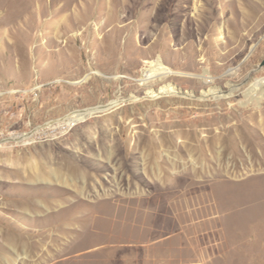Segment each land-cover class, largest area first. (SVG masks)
<instances>
[{
    "label": "rangeland",
    "instance_id": "374dc122",
    "mask_svg": "<svg viewBox=\"0 0 264 264\" xmlns=\"http://www.w3.org/2000/svg\"><path fill=\"white\" fill-rule=\"evenodd\" d=\"M263 84L264 0L0 5V264H264Z\"/></svg>",
    "mask_w": 264,
    "mask_h": 264
},
{
    "label": "bare ground",
    "instance_id": "6f19581e",
    "mask_svg": "<svg viewBox=\"0 0 264 264\" xmlns=\"http://www.w3.org/2000/svg\"><path fill=\"white\" fill-rule=\"evenodd\" d=\"M9 3V0H0V5L2 6H7V4ZM16 3V2H15ZM154 16V15H153ZM154 20V19H153ZM154 29V28H153ZM145 70V69H144ZM166 71V70H165ZM164 71V68L162 67L161 64H154V65H150L149 68L143 72L142 74V78H141V86L144 87V89L147 91V95L150 98H158L159 96H176V95H180L181 92L179 90H176V88H174L171 84H169L167 81L169 80V76L168 73H166ZM203 78V82L205 84L211 83L212 79L209 75V72L206 70L205 73L202 75ZM87 77L84 79L86 80ZM154 83L160 84L161 87L159 88L158 91L153 90V85ZM264 85V84H263ZM262 85V86H263ZM228 86V85H227ZM210 87V86H209ZM227 90H220L218 88H209L210 90L208 91V95H202V99L206 98V97H230L234 91H235V87L233 86H229L227 87ZM264 92V88H260V93ZM254 93V92H253ZM253 93L251 94V96L253 95ZM255 96V95H254ZM256 97V96H255ZM134 100L135 99H131ZM119 102L116 101L114 102L112 105H118ZM103 108V109H102ZM102 110H106V108L104 109V107H97V108H93V109H89V110H85V111H76L74 113H72L71 115L67 116L64 120V123L68 126H72L75 125L78 122H82L84 120H86L88 117L102 111ZM158 116V115H156ZM175 116V115H173ZM173 116H168L165 118V120H160L161 122L159 123L160 128H163V135L167 136V139L169 140V143H173V136L170 134V132L165 131V129H169L176 127L177 130L175 132V136H178L179 138H196L197 135L195 134V132H193L194 128L196 126H203L206 124H213V120L210 118L208 119V122H205V118H198V119H178L175 120L176 118ZM163 118V117H162ZM175 118V119H174ZM160 119V118H159ZM207 120V119H206ZM56 122H59L56 121ZM63 122V121H62ZM151 125L154 126L158 121L157 118L152 119L151 120ZM60 123V122H59ZM211 126V125H210ZM188 127V128H187ZM210 130L209 128L207 129V131ZM146 131V129L144 130ZM144 138L146 137V140L148 139L149 135H145V132L143 133ZM29 136H21L20 138L18 137V139L22 140L23 138L26 139ZM16 140V138H14ZM17 139V141H18ZM150 139V138H149ZM214 141L215 139L213 137L209 138V143L210 141ZM144 141V139L142 140ZM175 141V140H174ZM145 142V141H144ZM148 142V141H147ZM146 143V142H145ZM155 154V151L150 149L148 156L151 160V157ZM165 181V180H164Z\"/></svg>",
    "mask_w": 264,
    "mask_h": 264
},
{
    "label": "built area",
    "instance_id": "2783aa9c",
    "mask_svg": "<svg viewBox=\"0 0 264 264\" xmlns=\"http://www.w3.org/2000/svg\"><path fill=\"white\" fill-rule=\"evenodd\" d=\"M50 124H51V123H49V125H46V126L48 127V126H50ZM52 124H53V123H52ZM52 124H51V125H52ZM29 136H31V134H29Z\"/></svg>",
    "mask_w": 264,
    "mask_h": 264
}]
</instances>
